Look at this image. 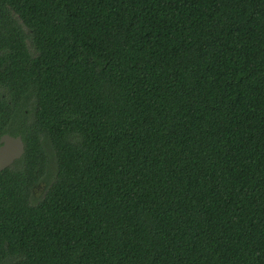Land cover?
Listing matches in <instances>:
<instances>
[{
	"label": "trees",
	"instance_id": "16d2710c",
	"mask_svg": "<svg viewBox=\"0 0 264 264\" xmlns=\"http://www.w3.org/2000/svg\"><path fill=\"white\" fill-rule=\"evenodd\" d=\"M4 133L0 264H264V0H0Z\"/></svg>",
	"mask_w": 264,
	"mask_h": 264
},
{
	"label": "water",
	"instance_id": "95a60500",
	"mask_svg": "<svg viewBox=\"0 0 264 264\" xmlns=\"http://www.w3.org/2000/svg\"><path fill=\"white\" fill-rule=\"evenodd\" d=\"M25 152L21 135L4 133L0 137V170L10 167Z\"/></svg>",
	"mask_w": 264,
	"mask_h": 264
},
{
	"label": "rangeland",
	"instance_id": "374dc122",
	"mask_svg": "<svg viewBox=\"0 0 264 264\" xmlns=\"http://www.w3.org/2000/svg\"><path fill=\"white\" fill-rule=\"evenodd\" d=\"M48 175V174H47ZM43 183H40L37 187H35L34 191L36 190V194L39 196L41 194V190H43Z\"/></svg>",
	"mask_w": 264,
	"mask_h": 264
}]
</instances>
